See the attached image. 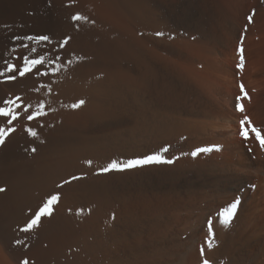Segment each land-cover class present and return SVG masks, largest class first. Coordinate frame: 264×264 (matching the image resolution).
Wrapping results in <instances>:
<instances>
[{"label": "bare ground", "instance_id": "6f19581e", "mask_svg": "<svg viewBox=\"0 0 264 264\" xmlns=\"http://www.w3.org/2000/svg\"><path fill=\"white\" fill-rule=\"evenodd\" d=\"M37 35L50 42L14 39ZM22 56L44 64L0 76V106L20 96L45 115L17 109L0 145V264H202L206 238L214 264H264V150L239 135L244 116L264 130V0H0V70ZM155 153L173 162L98 173ZM54 191L53 215L20 232Z\"/></svg>", "mask_w": 264, "mask_h": 264}, {"label": "snow or ice", "instance_id": "6c2138e0", "mask_svg": "<svg viewBox=\"0 0 264 264\" xmlns=\"http://www.w3.org/2000/svg\"><path fill=\"white\" fill-rule=\"evenodd\" d=\"M254 15V12H253ZM253 15H249L247 17V20L249 23L252 22ZM73 21L79 22V21H84V22H89L88 17L81 15L79 13L75 14L72 17ZM91 23H95L94 21H91ZM246 30V28H245ZM156 36H163V32H157L155 34ZM14 39L23 41L24 39L30 40V41H36L37 43L40 42H50V37L48 35H37V36H26V37H15ZM70 38H66L60 43V47H64L65 45L68 44ZM242 40L243 37H241V47L238 49V52L240 54V60L237 65V68L240 70H243L244 66V55H243V47H242ZM21 47L27 49L29 46L27 44L21 43ZM31 52H35L36 49L32 48L30 50ZM22 60V65H17L15 63H10L7 60L4 61V67L2 70H0V76H3L5 81H14L17 79V75L23 77L27 73H31L33 69H36L38 65H43L45 56H40L38 59H30L29 56H22L20 57ZM59 59V57H57ZM54 62V61H50ZM71 61H69L70 63ZM11 73V75H9ZM40 75H47V73H39ZM46 87V86H42ZM50 90V89H49ZM240 91L241 95L236 97V109L239 112H244V105L241 103L243 99H250L248 96V93L244 89V85L240 84ZM85 101L83 99L79 100L78 102L74 103L71 105L72 108H79L81 105H83ZM3 105L0 106V118H5L6 120V125L7 126H0V145H3L5 143L6 138L10 135V133L15 132L16 129L15 127H8L13 124V121H17L21 117V112L17 111V109L22 108L23 113H27L26 119L28 121H32L36 119L39 116L45 115L43 109L45 105L43 103H40L35 111L30 112L31 105H24L22 98L20 96H15L12 99H5L3 100ZM240 124V131L239 135L242 138V140L247 144V142L254 136L255 140L258 142L261 150H264V130L254 126L248 116H244L243 119L239 121ZM30 135L35 137L37 133L31 129L27 128L26 129ZM219 150L218 145H214L212 147H207V148H198L196 151L192 152L191 155L193 157H196L200 153H206V152H211L213 150ZM168 147H164L162 149V152L167 153L168 152ZM33 152L36 151L35 148L32 149ZM248 151H252V148L249 147ZM173 161L170 159H165L160 153H155L152 155H146L143 158H138V159H129L127 161H118V160H111L109 163L106 164V166H103L98 169V173H107L110 171H124L126 169H132L137 166H143V165H149L153 163H172ZM85 163L88 166H92L93 161L87 160ZM82 176H76L73 175L68 179H65L61 184L57 185V188H62L65 184H69L72 181L82 179ZM4 188H0V192H4ZM61 200V193L58 191H54L50 193L44 200L43 202L33 211L32 209H29L30 213V218L27 220L25 225L19 229L20 232L22 233H30L34 231L35 229L39 228L42 223V218H47L51 217L53 215L54 211V206H56ZM240 203V200L237 199L231 205L218 213V218L219 222L222 225L227 226L233 216L236 213L237 207ZM79 214V213H77ZM208 226V232L207 236L214 238L215 233L213 230V221L211 219L208 220L207 222ZM16 244L20 245L23 244V240H16ZM211 249L213 248V239H208L206 238L204 243L200 246L199 252L200 256L202 258V264H214L213 261H210L207 256H206V248ZM22 264H29V261L27 259H24L22 261Z\"/></svg>", "mask_w": 264, "mask_h": 264}]
</instances>
